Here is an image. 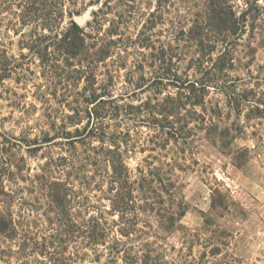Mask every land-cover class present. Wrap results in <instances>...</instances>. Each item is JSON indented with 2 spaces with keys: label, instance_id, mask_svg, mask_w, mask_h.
<instances>
[{
  "label": "rangeland",
  "instance_id": "rangeland-1",
  "mask_svg": "<svg viewBox=\"0 0 264 264\" xmlns=\"http://www.w3.org/2000/svg\"><path fill=\"white\" fill-rule=\"evenodd\" d=\"M226 1L219 32L214 0H0V199L21 228L0 264H264V0ZM112 140L151 185H134L148 222L129 238L104 211ZM47 162L75 220L103 211L121 252L64 227Z\"/></svg>",
  "mask_w": 264,
  "mask_h": 264
},
{
  "label": "trees",
  "instance_id": "trees-1",
  "mask_svg": "<svg viewBox=\"0 0 264 264\" xmlns=\"http://www.w3.org/2000/svg\"><path fill=\"white\" fill-rule=\"evenodd\" d=\"M212 6L211 19L218 22L215 23V28L219 32L226 30L232 31L233 27L227 25V23H235L236 19H234L233 13L229 11V5L227 1L214 0ZM71 22V29L78 31L79 24L75 20H72ZM237 106L239 107L238 104ZM257 109L260 113H262L263 110L260 108ZM85 132L86 128L83 132H81L80 129H77V133L79 134L76 136H71V133H68L70 134L68 138H70V141L76 140L75 138L84 136ZM222 134L224 135V132H222ZM51 140L52 139H46L44 142H50ZM112 142L113 148L111 146H102L100 148L101 152L103 153L102 155L104 160L111 167V173L108 175L110 180V186L108 188L110 197H108V199L110 200L111 206L109 210L104 211L108 214H111L112 216L118 215V221L114 220L113 222L116 226H119V234L129 238L138 228L140 231H142V228L138 226V223L141 224V222H148L147 220L143 219L145 210L143 209V205L141 203H137L135 200L134 185L138 183L139 188H141V191H143V196L147 200L149 195L144 191V189L146 187L147 189L150 188L151 185L149 184L150 181L146 175H142L140 179H133L131 177L130 169L126 165L123 154L119 149V145L114 143L115 141L113 140ZM49 168L50 163L47 162V164L42 169L43 174L39 175L37 179L47 190V196L52 210L59 216V219H62L64 227L67 229L72 228L73 232L81 231L80 233H86L88 244L91 246V248L98 249L100 246H104L111 250V254L121 252L122 241L119 239V237L112 234L114 231L113 225L105 218L103 211H101V216H94L93 218H90L88 221H86L87 223H80L79 221L75 220V217L73 216V203L75 202V199L72 196L73 189L68 182L51 177L49 175ZM1 194H5V192H2ZM184 215V208H182L179 212H166V215H164V217H162L159 222L162 227L164 226L168 229L174 226L177 223V220H180ZM20 230V224L16 222L10 204L8 201L0 199V235L7 238H15L20 234ZM111 238H113V243H111ZM114 258L115 257L111 258V260L115 261ZM144 258L147 259L144 261V264H151L150 254H147ZM134 262L135 259L132 263ZM22 264L25 263L22 262Z\"/></svg>",
  "mask_w": 264,
  "mask_h": 264
},
{
  "label": "water",
  "instance_id": "water-1",
  "mask_svg": "<svg viewBox=\"0 0 264 264\" xmlns=\"http://www.w3.org/2000/svg\"><path fill=\"white\" fill-rule=\"evenodd\" d=\"M90 17V9L87 10V12L82 16L75 17V21L79 24L84 23L88 18Z\"/></svg>",
  "mask_w": 264,
  "mask_h": 264
}]
</instances>
